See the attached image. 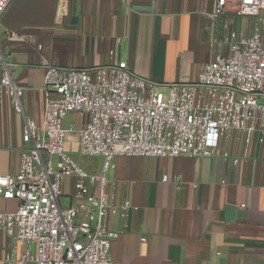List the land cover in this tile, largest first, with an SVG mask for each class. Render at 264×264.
I'll use <instances>...</instances> for the list:
<instances>
[{
    "label": "crops",
    "instance_id": "1",
    "mask_svg": "<svg viewBox=\"0 0 264 264\" xmlns=\"http://www.w3.org/2000/svg\"><path fill=\"white\" fill-rule=\"evenodd\" d=\"M214 3L15 0L0 17V173L20 171L25 145L24 115L1 85L6 70L24 87V114L39 125L48 64L95 68L126 60L132 70L156 81L196 80L218 53H230L225 38L232 32L245 37L258 30L264 37V10L253 17L227 12L212 19ZM70 114L76 119L66 118V127L84 126L90 119L89 114ZM76 141L70 137L68 146L76 147ZM244 147V138L234 132L221 141L215 156H116L107 172L115 182L109 191L117 203L128 198L139 208L130 209L126 220L110 218L112 227L123 230L112 243L114 262L264 264V135L254 137L247 159ZM234 158H240L237 165ZM75 179H64L62 196ZM16 204L2 202L8 209ZM23 245L0 231V264H15L6 257L18 258Z\"/></svg>",
    "mask_w": 264,
    "mask_h": 264
},
{
    "label": "built area",
    "instance_id": "2",
    "mask_svg": "<svg viewBox=\"0 0 264 264\" xmlns=\"http://www.w3.org/2000/svg\"><path fill=\"white\" fill-rule=\"evenodd\" d=\"M15 0H0V17ZM264 0H215L212 19L227 12L253 17ZM225 29L228 23L223 24ZM15 36V33H11ZM230 53H218L196 80L172 83L144 77L122 60L95 68L48 64L42 125L24 114V87L6 70L1 85L25 118L21 169L0 173V231L27 247L15 264H116L112 243L123 230L111 226L117 215L128 219L130 199L115 201V182L107 172L118 155L209 157L221 141L238 132L243 158L256 135H264V37L256 30L225 38ZM41 46L39 45V48ZM72 112L89 114L84 126H65ZM76 137V147L68 146ZM262 136V137H261ZM102 156L98 172H89L70 155ZM240 158H234L237 165ZM76 177L71 203H62V183ZM168 180V175L163 176ZM15 201L13 209L3 201ZM144 239V238H143Z\"/></svg>",
    "mask_w": 264,
    "mask_h": 264
},
{
    "label": "rangeland",
    "instance_id": "3",
    "mask_svg": "<svg viewBox=\"0 0 264 264\" xmlns=\"http://www.w3.org/2000/svg\"><path fill=\"white\" fill-rule=\"evenodd\" d=\"M172 68L173 66L171 65L168 67V69H172ZM66 118L70 119V122L71 120L76 119V117L75 116L73 117L71 114L67 115ZM70 155L79 165L84 167L89 172L94 171L98 167V165H100L103 161L102 157L100 156H83V155H80L78 152H70ZM75 181L73 182V184L72 183L68 184L67 189H66L67 194L62 196L63 202L67 205L68 203H71V199L75 194ZM27 247H31V252L35 253L36 245L34 243L25 244L20 248V250L22 249V251H24Z\"/></svg>",
    "mask_w": 264,
    "mask_h": 264
}]
</instances>
